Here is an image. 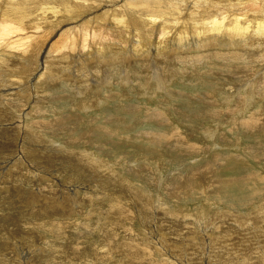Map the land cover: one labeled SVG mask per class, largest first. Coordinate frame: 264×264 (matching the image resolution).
I'll list each match as a JSON object with an SVG mask.
<instances>
[{
    "label": "rangeland",
    "instance_id": "obj_1",
    "mask_svg": "<svg viewBox=\"0 0 264 264\" xmlns=\"http://www.w3.org/2000/svg\"><path fill=\"white\" fill-rule=\"evenodd\" d=\"M131 1L0 0V23L18 3L12 21L45 36L0 45V264H264V0H144L129 30L90 23ZM81 29L95 52L49 55ZM61 182L81 196L28 195Z\"/></svg>",
    "mask_w": 264,
    "mask_h": 264
},
{
    "label": "bare ground",
    "instance_id": "obj_2",
    "mask_svg": "<svg viewBox=\"0 0 264 264\" xmlns=\"http://www.w3.org/2000/svg\"><path fill=\"white\" fill-rule=\"evenodd\" d=\"M144 0H141V1H136V0H132L131 2H129V3H127V5H124V6H126L125 8H124V10L125 9H127V11H126V14L124 15V16H118L117 14L118 13H116V14H114V13H111V15L109 14V13H105V14H103V16H100V17H98L97 19H93V20H91L90 21V23H93V24H100L101 26H105V19L106 18H108V17H110L111 19H109V21H111V20H113L114 22H115V24L117 23L118 25H123L124 26V24L126 23V26H127V29L129 30V23L130 22H132V21H130L131 19L132 20H137V21H141V20H143L144 18L142 17V16H138L137 17V15H140V13L141 12H138V13H135L136 11H137V9H139V7H141L142 8V6H143V4H142V2H143ZM148 1V0H147ZM162 1V0H161ZM205 3H208V1L209 0H203ZM149 2H152V1H150L149 0ZM42 3V2H41ZM156 3V2H155ZM157 3H159V2H157ZM13 4H15V3H13ZM45 5V4H44ZM152 5H153V3H152ZM160 5H161V3H160ZM213 5V4H212ZM14 6V8H15V10H12L11 8ZM48 6V5H47ZM154 6V5H153ZM217 6V5H216ZM30 7V6H29ZM154 7H156V6H154ZM259 7V6H258ZM45 8V7H44ZM159 8V7H158ZM218 8V7H217ZM49 9H51V10H54V9H56V8H54V7H52V8H49ZM151 9V8H150ZM154 10H155V8H153ZM254 9V8H253ZM26 10V9H25ZM62 10V9H61ZM120 9H118L117 11H119ZM121 10H122V8H121ZM123 10V11H124ZM159 10V9H158ZM256 10V9H255ZM257 10H259L258 8H257ZM10 11L12 12V16L11 15H6V16H4L3 18H1V20H3L1 23H0V45H2L3 43H5V46L6 47H10L11 49L12 48H14V49H22L23 50V52H24V50H25V52L24 53H26L27 54V52H28V50L30 49V47H32V44L34 43V42H40V41H38L40 38H41V40H45V36L44 35H39V33L38 34H35V35H33V36H30L29 35V33L28 32H26L27 30H26V25L23 23V20H21L20 22H18V23H16V22H14V21H12V17L13 16H20V18H21V16L23 17V15H24V11L21 9V7H20V5L17 3V4H15V5H12L11 7H10ZM36 11V10H35ZM44 11V10H43ZM152 11V10H151ZM176 11V10H175ZM3 12V11H2ZM125 12V11H124ZM131 12H133V14L131 13ZM20 14V15H17V14ZM28 14H30V13H28ZM27 14V15H28ZM157 14V13H156ZM188 14V13H187ZM52 15V14H51ZM149 15V14H148ZM205 15V14H204ZM65 16V15H64ZM155 16V15H154ZM126 17V18H125ZM217 17V16H216ZM215 17V18H216ZM26 18V17H25ZM71 18V17H70ZM92 18V17H91ZM150 18V17H149ZM152 18H153V16H152ZM190 18V17H189ZM188 18V19H189ZM246 18V17H245ZM238 19V18H237ZM235 20V23H234V26H233V29H232V33H229V35H228V39L230 40V42L231 43H234V45H235V43L238 41V40H236L237 39V37H238V35L237 34H242V33H244V37H246L245 36V34L246 33H249V31H247V28H243V26H242V24H240L239 23V21H240V19L239 20ZM17 20H19V19H17ZM145 20V19H144ZM202 20V19H201ZM222 20V21H221ZM213 19V21H212V27H211V32H213V33H218L217 34V36H214L213 37V39H214V41L215 40H217V38H219L220 36H219V34L221 33V31H224V28H225V23H224V17L222 18V19ZM249 20V19H248ZM108 21V22H109ZM197 21V20H196ZM138 23V22H137ZM194 23V22H193ZM27 24H28V22H27ZM92 24V25H93ZM211 24V23H210ZM53 25V24H52ZM250 24H248L247 26H249ZM27 26H29L30 27V25H27ZM38 26V25H37ZM100 26V27H101ZM182 26V25H181ZM57 27V26H56ZM192 27V26H191ZM195 27V26H194ZM79 28V27H78ZM121 28V27H120ZM124 29H126V27L124 26L123 27ZM249 28V27H248ZM195 29V28H194ZM123 30V29H122ZM226 30V29H225ZM85 31H86V29H85ZM85 31H83L82 29L81 30H79V31H76V32H71L70 34H68V35H63L64 37H61V38H59V40L60 41H58V42H53V43H50L49 44V46H48V53H49V55H51L52 53H58V54H63V55H65V58H66V60L67 59H69L70 57H71V59L72 60H75V55L79 52L81 55H86V54H88L89 56H90V54H91V47L92 46H90L89 44H88V41H89V37H87V34L85 33ZM118 31V30H117ZM126 31V30H125ZM140 31V30H139ZM139 31H136V33H137V38H138V42L136 41V45H138L139 43L141 44L142 42H145V40H146V37L144 36V35H142ZM247 31V32H246ZM257 31L258 32H260L261 34V36H262V34L264 33V25L262 24H259L258 25V27H257ZM36 32H39V29H37L36 30ZM96 32H98V30L97 31H93V35H94V37L93 38H90V40H94V42L95 43H97V41H99V37L101 38V40L102 41H109L112 37H110L109 35H107V33L108 32H105V31H101V32H98L99 33V35L96 33ZM110 32V31H109ZM128 32V31H127ZM227 32V31H226ZM44 33V32H43ZM42 33V34H43ZM114 33H115V31H114ZM118 33V32H117ZM212 33V34H213ZM124 34V33H123ZM199 34H203V32L201 33V32H199ZM114 35V34H113ZM120 35H121V33H120ZM216 35V34H215ZM14 36H15V39H14ZM49 36V35H48ZM128 37L130 36L131 37V35L130 34H128L127 35ZM224 36V35H223ZM260 36V37H261ZM125 37V36H124ZM222 37V36H221ZM144 40V41H141L142 39ZM141 39V40H140ZM201 39H203L204 40V38H201ZM201 39H199L198 40V42L199 41H202ZM206 39V38H205ZM128 40H130V38H128ZM179 40H181V38L179 39ZM178 40V41H179ZM208 40V39H207ZM219 40V39H218ZM228 40V41H229ZM147 41V40H146ZM209 41V40H208ZM220 41V40H219ZM218 41V42H219ZM243 41V40H242ZM42 42V41H41ZM180 42V41H179ZM182 42V41H181ZM239 42V41H238ZM238 42H237V44H238ZM43 43V42H42ZM46 43V42H45ZM91 43V42H90ZM201 43V42H200ZM229 43V42H228ZM244 43V42H243ZM184 44H188V43H183L182 45H180V43H179V47L180 48H184V49H190L191 48V45H184ZM230 44V43H229ZM34 46V45H33ZM201 46V45H200ZM206 46V45H205ZM35 47V46H34ZM137 47V46H136ZM142 47V46H141ZM144 48V47H143ZM196 48V47H195ZM44 49V48H43ZM149 49V48H148ZM136 50V49H135ZM180 50V49H179ZM5 51H8V48L5 50ZM12 51V50H11ZM33 51V50H32ZM34 51H35V49H34ZM90 53H89V52ZM38 52V51H37ZM93 52H95V51H93ZM92 52V53H93ZM40 53V52H39ZM127 53V52H126ZM30 54H31V52H30ZM100 54V53H99ZM144 54V53H143ZM25 55V54H24ZM78 55V54H77ZM94 55V54H93ZM135 55V54H134ZM80 57V56H79ZM92 57V56H91ZM115 57V55H110L109 56V58L108 59H110V58H114ZM35 58V57H34ZM84 63H86V62H88L87 60H84L83 61ZM47 67V66H46ZM128 74V73H127ZM42 75V74H41ZM50 75V74H49ZM2 78V77H1ZM42 78V77H41ZM40 78V79H41ZM108 78V77H107ZM20 79V78H19ZM109 80V79H108ZM106 81H107V79H106ZM104 84H106V82L104 81ZM26 91V90H25ZM252 98V97H251ZM244 124H245V122H244ZM254 124H255V122L254 121H249V122H247V124H245L246 125V127L248 126H254ZM247 127V128H248ZM162 138V137H161ZM153 139V138H152ZM154 141V140H153ZM153 144V143H152ZM66 150V149H65ZM39 151H37V153H38ZM43 152V151H42ZM41 153V152H40ZM57 154V153H56ZM50 155H51V153H48V152H46L45 153V157L46 158H48V157H50ZM53 155V154H52ZM52 155H51V157H52ZM63 155H65L64 153H63ZM32 156V155H31ZM38 156V155H37ZM50 157V158H51ZM89 158V157H88ZM39 159V158H38ZM89 159H91V158H89ZM35 160V159H34ZM56 161H50V159H47L46 160V164L48 165V166H52L54 163H55ZM93 162H95V161H93ZM98 162V161H97ZM96 162V163H97ZM44 163H45V161H44ZM74 165V164H73ZM90 165V164H89ZM73 167V166H72ZM93 167V166H92ZM75 169V168H74ZM76 169H78V168H76ZM80 170V169H79ZM93 170V169H92ZM106 170H108V169H106ZM81 171V170H80ZM27 173V172H26ZM42 173H44V172H42ZM81 174H83V173H81ZM27 174H25L24 176H26ZM36 176H37V174H36ZM41 176V175H40ZM44 176H45V174H44ZM38 177V176H37ZM34 178V177H33ZM55 179V178H54ZM29 180V179H28ZM41 181V180H40ZM74 181V180H73ZM60 182V181H59ZM55 183V182H54ZM62 183V182H61ZM24 184V183H23ZM21 182L20 183H17L16 184V188L17 189H20V186L21 185H23ZM56 184V183H55ZM54 184V185H55ZM31 186H32V184H31ZM61 186V188L59 187V186H53V185H51L50 184V186H43V187H41L38 191H35V189L36 188H32V189H30L29 190V192L30 193H28V195H29V197H32V194L31 193H33V194H35V196L36 195H41V196H45L46 195V193L47 194H53V195H58V193H60L62 196H64V195H72V196H74V198H77L79 195H80V193H81V191L79 190L80 189V187L79 186H75V187H68V186H66L65 184H61L60 185ZM33 187V186H32ZM63 187H65V188H63ZM27 188V187H26ZM30 188V187H29ZM38 189V188H37ZM36 189V190H37ZM108 190H110V189H108ZM121 190V189H120ZM95 193V192H94ZM102 195V194H101ZM106 195V194H105ZM59 196V195H58ZM81 196V195H80ZM86 196V195H85ZM88 196H90V194L88 195ZM98 196H96V198H97ZM49 198V197H48ZM83 198V197H82ZM85 198V197H84ZM88 198V197H87ZM108 198H109V196H108ZM31 199V198H30ZM63 199V198H62ZM86 199V198H85ZM100 199V198H99ZM111 199V198H110ZM109 199V203L111 202V200ZM33 200V199H32ZM69 200V199H68ZM133 200V199H132ZM61 201V200H60ZM66 201V200H65ZM77 201V200H76ZM108 201V200H107ZM29 202V201H28ZM59 202V201H58ZM73 202V201H72ZM88 202H89V200H88ZM92 203H93V201H91ZM99 202V201H98ZM114 202V201H113ZM30 203V202H29ZM76 203V202H75ZM81 203V202H80ZM118 203V202H117ZM96 204V203H95ZM107 204V203H106ZM115 204V203H114ZM113 203H112V206L114 205ZM63 206H64V202H63V204H62ZM75 205V204H74ZM115 205H118V204H115ZM96 206V205H95ZM71 207H73L72 205H71ZM75 207V206H74ZM104 208V207H103ZM118 208H120V207H118ZM75 209V208H74ZM73 209V210H74ZM107 209V208H106ZM116 210V209H115ZM122 211V210H121ZM171 211V210H170ZM83 212V211H82ZM119 212V211H118ZM124 212V211H123ZM172 212V211H171ZM128 214H132V211H130V212H127ZM80 214V213H79ZM80 215H82V214H80ZM126 216V215H125ZM124 216V217H125ZM111 218V217H110ZM101 219V218H100ZM76 220V219H75ZM104 221V220H103ZM55 223V222H54ZM59 223H62V222H59ZM58 223V224H59ZM117 223H119V222H117ZM45 224H47L48 225V223H44V225ZM49 224H51V225H53V222H51V223H49ZM56 224H57V222H56ZM106 224V223H105ZM62 225V224H61ZM119 225V224H118ZM50 226V225H49ZM54 226V225H53ZM59 226H60V224H59ZM107 226V225H106ZM41 227V226H40ZM46 227V226H45ZM58 227V226H57ZM62 227H64V226H62ZM47 228V227H46ZM48 228H51L52 229V227H48ZM59 228V227H58ZM61 228V227H60ZM103 229V228H102ZM129 230H130V228H128ZM53 230V229H52ZM54 231H56V230H54ZM59 231V230H58ZM161 238V237H160ZM121 253H127V257H134V255H132V251H129V250H123ZM123 258V257H122ZM162 263V262H161ZM151 264H153V263H151ZM163 264V263H162Z\"/></svg>",
    "mask_w": 264,
    "mask_h": 264
}]
</instances>
